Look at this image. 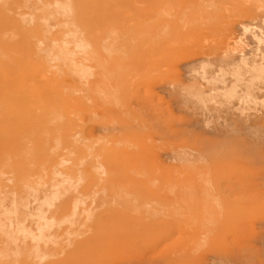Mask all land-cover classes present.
Wrapping results in <instances>:
<instances>
[{"label":"rangeland","instance_id":"374dc122","mask_svg":"<svg viewBox=\"0 0 264 264\" xmlns=\"http://www.w3.org/2000/svg\"><path fill=\"white\" fill-rule=\"evenodd\" d=\"M0 264H264V0H0Z\"/></svg>","mask_w":264,"mask_h":264},{"label":"bare ground","instance_id":"6f19581e","mask_svg":"<svg viewBox=\"0 0 264 264\" xmlns=\"http://www.w3.org/2000/svg\"><path fill=\"white\" fill-rule=\"evenodd\" d=\"M261 2V1H260ZM261 6H259L258 8H260ZM228 10V9H227ZM179 42V41H178ZM241 45V44H240ZM222 46V45H221ZM260 46V45H259ZM148 50V49H147ZM242 52V51H241ZM17 56H18V54H17ZM6 57H8V56H6ZM140 58V57H139ZM258 59V58H257ZM13 63V62H12ZM16 64V63H15ZM254 67V66H253ZM235 76V75H234ZM18 179V178H17Z\"/></svg>","mask_w":264,"mask_h":264}]
</instances>
